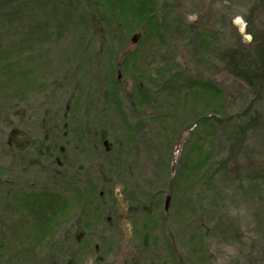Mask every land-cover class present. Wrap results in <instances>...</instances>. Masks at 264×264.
<instances>
[{
	"label": "rangeland",
	"instance_id": "1",
	"mask_svg": "<svg viewBox=\"0 0 264 264\" xmlns=\"http://www.w3.org/2000/svg\"><path fill=\"white\" fill-rule=\"evenodd\" d=\"M257 2L172 0L162 5L160 14V17H167L173 28V37L170 38L172 40L168 42L171 46H165L163 52L167 57L175 55L181 66V79L217 80L226 91L233 113L247 108L252 96L236 84L228 73L216 66L211 55L202 56L199 53L197 43L192 38L194 35L176 31L178 28L174 20L180 19L184 24L194 26L199 32L213 34L214 29L223 34V40L229 44L235 43L233 39L236 36L243 38L244 43L252 44L254 38L251 31L264 30V9L257 6L260 4ZM256 7L254 13L258 18L251 25L246 17H249L251 10ZM40 11L34 7L18 11L16 5L3 7L0 10V50L10 49L16 53L20 46L24 47L26 38L23 37L20 41L16 40V36L22 32L34 33L35 26L45 24L43 21L47 17ZM8 13L16 15L15 19L10 20ZM6 14L8 15L5 16ZM40 20L42 24L38 23ZM43 29L47 28L44 26ZM61 32L63 33L57 35L56 39L50 38L35 48V53H38L40 58L42 54V59L47 62L43 66L46 85L42 89L25 90L23 101L15 103L11 111H2L0 114V264H53L48 257L44 258L45 260L40 257L29 259V256L21 255L19 249L25 243L24 232L21 231L20 235L19 231L21 229L26 232V229L19 222L20 218L6 209L4 203L7 185L12 189L22 187L26 191L58 187L71 191L68 186L71 174L82 173V177L95 178L106 161L116 164L111 155L106 156L102 152L100 139L95 138L100 129L104 128L112 134L111 126L117 124L121 127L123 123L114 99L104 105V97H100V94L103 96L104 90L101 84H96V76L99 75L96 70L104 69V53L110 42L99 34L91 43L81 46L80 33L66 29ZM45 35L48 36L47 33ZM137 44L130 41L119 56ZM83 47L87 54L81 64H87L86 76L80 67L81 64L76 61L77 58H73L79 48ZM17 56L15 55L14 59ZM69 58L71 60L67 61ZM75 64H80V68L71 70ZM117 74L120 86L116 90L122 93V107L133 123L134 116L129 114V101L124 95H130L133 79L124 76L121 71ZM208 105L210 109L213 108L212 104ZM202 107L200 98H194L186 108L188 116ZM260 109L264 123V102L260 104ZM151 123H154L151 139L153 147L148 150L142 144H137L138 149L134 153L132 150L136 146L132 150L130 148L122 162L116 165L120 178H117V186L114 188L118 213H123L128 207L123 194L126 183L129 192L131 189H141L146 193L152 192L156 197L163 195L160 212H154V216L149 219L156 221V225L153 223L150 228L149 245L142 253L134 248V243L139 245L135 239L141 237L142 230L141 222L136 219L138 225L131 223L135 221L121 220L117 216L110 219L117 217L118 224L108 223L107 217L98 218L96 221L92 219V222H96L93 228L96 233L93 244L97 248L102 245L103 238H109V252L104 251L107 254L105 260L97 262L93 255L84 250V254L77 257L75 264H264V177L253 173L264 176V125L256 133H249L245 137L246 144L234 150L231 155L228 148L225 155L230 156L228 176L224 177L221 173L216 174L214 178L210 176L211 184L205 186L203 183L193 185L189 180L179 185L178 190L172 194L170 191L161 193L165 185L160 182L157 164L159 152L155 150L162 147L164 152L167 148L166 140L171 137L174 128L159 126L157 123L160 121L156 119ZM64 127H67V130ZM68 129L71 131L68 132ZM73 129L79 134H74ZM203 130L208 133L198 127V138ZM83 133L90 136L91 140H83ZM189 133L190 131L183 132L175 143L172 160L175 170ZM204 138L209 143V138ZM34 141L36 146H31ZM163 155L164 153H161V156ZM171 177L167 180H172ZM201 177L200 173L197 179ZM167 196H170L171 200L168 211H165ZM137 217L140 219L142 216ZM77 219L76 214L69 218V222L60 227L62 230L60 234L56 233V237L72 238L74 232L68 230L74 228L72 226ZM104 227L109 229L106 234L102 232ZM235 228L239 230L237 234H234ZM155 239L157 241L153 242ZM70 246L75 249L80 247ZM55 258L57 259H53L54 264H64L61 258Z\"/></svg>",
	"mask_w": 264,
	"mask_h": 264
},
{
	"label": "trees",
	"instance_id": "2",
	"mask_svg": "<svg viewBox=\"0 0 264 264\" xmlns=\"http://www.w3.org/2000/svg\"><path fill=\"white\" fill-rule=\"evenodd\" d=\"M168 1L172 2V0H0V10L13 5H16L18 11L34 7L39 11L41 9L40 12L47 17H44L45 24H42L41 20L38 21L42 25L35 26L34 33L17 34L16 40L21 41L24 37L27 41L16 53L10 49L0 50V114L2 111H11L15 103L23 101L25 90L42 89L46 85L43 66L47 62L44 61L46 59H42V54L40 58L38 53H35V48L50 38L56 39L57 35L63 33L61 30L66 29L80 33L81 46L84 43H91L99 34L110 42L107 54L104 53L105 67L101 69L102 71L96 70L99 73L96 76V84L97 86L101 84L104 90L103 96L100 94L101 98L104 97V105H108L110 99H114L117 112L123 120L121 127L117 124L111 126L112 134L104 128L95 134V138H99L102 144V152L116 160V164L111 163L113 161H106L95 178L82 177V173L71 174V181L68 182L71 191L60 187L26 191L22 187L12 189L11 186H6V194L4 193L6 209L19 217V222L26 229V232L21 229L19 231L20 235L24 232L25 243L19 249L21 255L29 256V259L50 258L53 264V259L59 257L64 264H75L77 257L87 250L97 262L105 260L107 254L104 251L109 252V238H103L102 245L96 248L93 244L96 234L93 228L96 222L91 221L105 217L108 218V223L112 224H118L117 217L121 220L140 221L141 237L140 240L135 239L139 245L134 243V248L142 253L149 245L151 225L153 223L156 225L155 219H149L154 216V212H160L163 195L156 197L152 192L146 193L141 189H131L129 192L128 187L126 188L127 183H124L123 194L128 207L123 213H118L114 188L117 186V178H120L116 165L122 162L130 148L132 150L136 146L132 150L134 153L138 149L137 144H142L148 150L153 145L151 143L154 132L152 129L154 123H151L153 119L160 121L157 123L159 126L174 128L171 137L166 140L167 148L164 152L162 147L155 150L159 152L157 164L160 182L165 185L161 193L170 191L172 194L178 190L179 185L189 180L193 185L203 183L205 186L211 184L210 176L214 178L219 173L224 177L228 176L230 156H225L228 148L231 155L234 150L246 144L245 137L249 133H256L263 127L260 104L264 102V30L251 31L254 38L252 44L244 43V39L238 36L233 39L234 44H229L223 40V34L214 29L213 34L199 32L194 26H188L180 19L174 20L178 28L176 31L187 32L189 36L194 35L192 38L197 43L199 53L202 56L211 55L213 63L228 73L236 84L252 96L247 108L233 113L228 104L226 91L217 80L181 79L179 71L181 66L175 55L167 57L163 52L165 46H171L168 42H171L170 38L173 37L171 22L167 21L165 16L160 17L162 5ZM256 1L257 4L260 2ZM255 10L257 7L251 10L249 17H246L251 25L258 18ZM8 17L13 20L16 15L9 14ZM44 26L47 29H43ZM136 32L141 33L139 43L134 48L126 50L120 57L121 50L129 45L133 33ZM73 49L75 50L76 46ZM86 54L85 47L79 48L73 58L76 57V61L81 64ZM15 55H18L16 59ZM69 60L71 58L67 61ZM79 65H73L75 67L71 70L75 71L81 67L86 76L87 64H81L80 67ZM118 71L133 79L130 95L124 94L129 101L131 110L129 114L134 116L133 123L122 107L124 105L122 93L116 90L120 86ZM194 98H200L203 107L188 116L186 108ZM209 103L213 105L212 109L209 108ZM198 127L208 133L203 130L201 137L198 138ZM64 129L67 130V127ZM70 131L68 129V132ZM73 131L74 134H79L75 129ZM185 131H190L189 138L177 159V168L172 173L175 143ZM204 137L209 138V143ZM82 139L90 141L91 137L83 133ZM108 139L110 140L107 141ZM31 146H36L35 141ZM161 153L164 155L161 156ZM200 173L202 177L197 179ZM248 175L252 177L250 173ZM169 176L173 178L170 181L167 180ZM72 211L74 212L71 213ZM75 214L78 219L73 223L74 228L67 229L68 232H74L73 237L66 239L56 237V233L60 234L62 230L60 227L67 224L69 218ZM112 216L117 217L112 220L110 219ZM137 216L142 217L138 219ZM136 221L131 223L138 225ZM235 229L237 231L235 230L234 234H237L239 230ZM108 231L109 229L105 227L102 230L103 234ZM155 241L157 240L153 242ZM0 242L2 243L1 240ZM70 245L80 247L75 249Z\"/></svg>",
	"mask_w": 264,
	"mask_h": 264
},
{
	"label": "water",
	"instance_id": "3",
	"mask_svg": "<svg viewBox=\"0 0 264 264\" xmlns=\"http://www.w3.org/2000/svg\"><path fill=\"white\" fill-rule=\"evenodd\" d=\"M140 36H141V34H139V33L133 35V37H132V39H131L132 43H134V44L138 43V41H139V39H140ZM174 162H175V160L173 161V163H174ZM173 170H174V168H173ZM170 199H171L170 196H167V197H166L165 205H164V207H165V211H168V209H169V202H170Z\"/></svg>",
	"mask_w": 264,
	"mask_h": 264
},
{
	"label": "flooded vegetation",
	"instance_id": "4",
	"mask_svg": "<svg viewBox=\"0 0 264 264\" xmlns=\"http://www.w3.org/2000/svg\"><path fill=\"white\" fill-rule=\"evenodd\" d=\"M259 1L260 4L258 6L262 7L261 9H264V0H259Z\"/></svg>",
	"mask_w": 264,
	"mask_h": 264
},
{
	"label": "snow or ice",
	"instance_id": "5",
	"mask_svg": "<svg viewBox=\"0 0 264 264\" xmlns=\"http://www.w3.org/2000/svg\"><path fill=\"white\" fill-rule=\"evenodd\" d=\"M249 39H251V38L249 37Z\"/></svg>",
	"mask_w": 264,
	"mask_h": 264
}]
</instances>
